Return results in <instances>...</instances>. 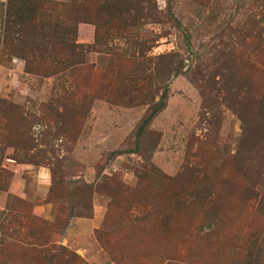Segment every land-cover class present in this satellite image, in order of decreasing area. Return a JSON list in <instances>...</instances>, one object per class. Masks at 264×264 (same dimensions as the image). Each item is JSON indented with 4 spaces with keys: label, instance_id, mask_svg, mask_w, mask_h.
Wrapping results in <instances>:
<instances>
[{
    "label": "rangeland",
    "instance_id": "obj_1",
    "mask_svg": "<svg viewBox=\"0 0 264 264\" xmlns=\"http://www.w3.org/2000/svg\"><path fill=\"white\" fill-rule=\"evenodd\" d=\"M42 1L45 6L50 2L54 5L55 8L46 6L48 13L69 19L71 0ZM83 1L86 6L83 10L90 14L101 2ZM125 4L127 8L135 4L136 14L151 12L156 13L155 17L139 19L137 26L125 31L126 36L103 37L102 45L86 54L82 69L42 77L27 74L24 61L5 45L6 0H0V120H6L0 121V141H5L0 142V149L5 148L8 136L30 146L28 154L51 172L52 199L59 204L60 199L66 201V190H73L76 183L97 184V172L102 173L101 178L114 179L137 191L134 172L141 171L147 175L138 187L147 192L145 196H152L151 201H155L157 197L153 194L162 193L163 205L171 207L178 192L189 183L195 184L201 175L186 176L180 181L183 186L170 185L171 188L155 179L160 174L176 177L189 165L198 168L196 171H206L216 184L215 190H223L220 184L223 177L236 179L232 168H245L244 185L253 184L258 195H264V146L254 141L251 134L242 142L241 121L228 107L240 109L247 125L260 117L264 122V1L131 0L129 3L127 0ZM83 16L87 17L80 15ZM184 33L189 36V47ZM93 37V25L78 24L77 43L92 45ZM9 38L12 46H22L27 41L14 32ZM242 40L244 48L239 45ZM137 44H145L147 61L130 57L139 52ZM113 56L121 60L113 63L112 72L118 68L117 77L111 71L106 72ZM160 56H168L163 65L173 64L157 74L149 63ZM248 60L253 68H249ZM134 61L146 69V77L143 80L138 77L132 89L128 75L135 67ZM175 66L181 68L179 75H174ZM165 82L169 83L166 108L140 137L139 153L108 159L111 152L134 149L135 131L149 100L142 104L143 97L149 93L157 98L156 89ZM113 85L114 95L110 97L108 87ZM122 86L129 92L136 89L133 96L138 97L133 98L131 105L122 91H117ZM230 88L234 91L228 94ZM3 109L9 110L4 113ZM8 151L10 157L6 155ZM239 152L242 153L237 162L234 157ZM13 155L14 150L6 148L0 158V188L6 186L11 175L3 169V159L8 157L16 163L21 160ZM94 200L103 206L102 215L105 214L109 199L95 194ZM11 202V198L6 201L9 206ZM228 204L223 225L215 234L202 231L200 218L185 209L175 211V224L170 222L175 231L169 234L163 232L169 221L159 213L160 209L147 207L134 216L103 217L98 226L105 246L100 247L102 259L92 261L90 249L87 264H246L247 236L255 230H264V220L254 207L239 202L236 196ZM14 208L19 210L17 206ZM63 209L59 213L60 223L68 217L66 207ZM260 253L259 264H264V239ZM32 261L24 262L32 264ZM0 264L8 263L0 261Z\"/></svg>",
    "mask_w": 264,
    "mask_h": 264
},
{
    "label": "trees",
    "instance_id": "obj_2",
    "mask_svg": "<svg viewBox=\"0 0 264 264\" xmlns=\"http://www.w3.org/2000/svg\"><path fill=\"white\" fill-rule=\"evenodd\" d=\"M125 1L127 0H101L97 6V10L90 14L88 10L87 13L85 11L86 9L83 10L86 7L84 6L83 0L80 2L78 0H71L72 7L69 13L70 17L66 20V18H63L60 14L55 17L54 14L46 11V6L55 8L51 2L47 3L45 6L46 2L42 0H6L4 21L5 45L9 47L11 53L24 61L25 72L27 74L52 77L63 71H70L73 73L85 66L86 54L93 50L95 46H101L102 40L104 39L103 37L118 39L116 37L124 36L126 34L125 31L137 26V21L139 19L142 21L143 19L147 20L155 17L156 13L151 12L144 14L143 11H140L136 14V10L133 8L135 4H132L131 8H127L125 7ZM128 2L131 3V0H128ZM36 6H39V9H36ZM104 7H107L106 10L103 9ZM80 11H82V13ZM81 14L87 15V17H80ZM171 18L176 27L182 30L181 24L172 16ZM79 23L93 25L94 43L92 45L86 46L77 43V26ZM13 32L27 39L24 45L20 46L16 44L12 46L9 37L12 36ZM184 37L186 45L189 47V36L187 33H184ZM244 40H247V36ZM243 43V40L239 41V45L242 48H244ZM137 46L140 48L139 52L130 57L134 60L141 58V61H147L144 57L145 44H137ZM167 57L168 56H160L155 59L154 62L150 61L149 64L151 65L152 63L155 73L160 74L163 72V69H169L173 64V62L171 64H162ZM156 60L159 62H156ZM114 62L118 63L121 62V60L116 56H113L112 60L111 57L106 72L111 71V75L117 77L118 68L117 71L112 72V68L115 67L113 64ZM246 62L249 68H253L249 60ZM133 64L135 67L128 75V84H130L129 86H131L132 89L137 85L138 77H142L140 80L146 77V69L137 61H134ZM173 72L174 75H179L181 73V68L175 66ZM151 86L153 85L151 84L150 87ZM160 86V88L158 87L156 89L158 92L157 98L151 96L149 93H146L143 97L142 104H144L148 98L149 100L146 102L147 109L135 131L134 149L130 151L111 152L108 159H112L114 156L139 153L140 137L146 132L154 119L165 110L167 105L169 83L165 82L164 84H160ZM239 89L240 88H237L235 92L238 93ZM108 90V96L111 97L114 95V85L109 86ZM117 91H122L123 97H125L126 101L129 99L128 104L130 105L133 102V98L136 99L138 97L133 96L136 89L129 92L127 87L122 86V89ZM231 91H234V89L230 88L227 93L229 94ZM228 107H232V112L239 117L241 121L242 142L245 143L246 137L251 134L255 137L254 141L264 146V122L261 120V117L257 122L247 125L242 114L239 112L240 109L230 105ZM7 110L3 109L1 112L5 113ZM0 121L6 123L4 118H1ZM209 124H214V122ZM0 142L3 143L5 141ZM6 148H12L14 150L13 157L21 159L19 162L20 164L42 166V163L39 164L34 160L33 156L31 157L28 154L32 149L30 146L19 144L18 141L13 140L10 136L6 138L5 148L0 149V158L3 157L2 155ZM241 153L242 152H239V155L237 154V157H234L235 161H239L238 158ZM197 169L198 168H192V166L189 165L185 166L176 177H167L160 174L159 177L155 179L158 182H162V184L165 183L166 186L168 185L169 187L170 185L175 186L176 184V187H179V185L181 187L183 185L180 181L186 176L193 175L194 173L201 175L200 180L198 178L195 184L189 183L184 187L185 189L178 192L177 201L171 207H165L163 205L164 200H161L162 193L160 196L153 194V196L157 197L155 201H151L153 199L152 196H145L147 192L142 190L141 187H138L142 178L144 179L147 175L146 172L141 171L134 172L137 178V191L127 188L124 183L115 181L114 179L105 176L101 178L102 173L97 172L95 179V183L97 182V184H88L85 182L76 183L73 190H66V201L60 199L61 202L59 204L58 201L52 199L54 183L53 180H51V172L49 173L47 170L50 179V188L47 193L46 203L52 205L53 221L49 222L36 218L32 215V205L29 202L14 196H9L8 198H11L12 202L10 206L8 203L6 204V211L1 214L2 219H0V261L7 262L8 264H29L24 262L25 260H33L32 264H38L42 261L47 264H87L71 249L59 243L71 219L75 217H92L93 197L95 194L105 195L106 198L109 199L107 211L104 216L106 219L119 216L125 217L127 214L134 216L135 212H138L140 209H147V207L155 211L160 209L159 213L169 221L168 224L165 225L163 231L168 234L175 231L170 225V222L175 224V219L177 217L175 211L183 209L191 212L192 216H198L200 218V229L202 231L206 230L212 234L217 233L223 225L226 212L229 211L227 206L230 205L228 204L230 198L234 199V196L237 197L239 202L250 204L251 208L254 207L255 213L264 220V195H258V189L254 188L255 186L253 184L244 185L243 173L245 168H232L234 171L231 170V173L235 175L236 179L227 176L220 179L223 190H215L216 184L210 181L207 172L203 169L196 171ZM216 171L219 172L218 169H216ZM8 183L4 188H0V191H7ZM166 194L167 191L165 195ZM181 194H183L182 199ZM119 197H125L126 199L121 200ZM157 204L158 206H156ZM63 205L68 211V217L60 223L59 213L60 211H64ZM14 206L19 207V210L15 209ZM133 222H135L134 219ZM99 231V229L94 231V239L99 247L104 248L103 236ZM262 239H264V230H255L248 234L247 257L244 260H247L246 264H259ZM252 256L253 259H251Z\"/></svg>",
    "mask_w": 264,
    "mask_h": 264
},
{
    "label": "crops",
    "instance_id": "obj_3",
    "mask_svg": "<svg viewBox=\"0 0 264 264\" xmlns=\"http://www.w3.org/2000/svg\"><path fill=\"white\" fill-rule=\"evenodd\" d=\"M11 152H7L10 157ZM7 157V158H8ZM16 172L11 174L7 191H0V215L6 211V201L9 196L17 197L32 205V215L36 218L52 222V205L46 203L47 193L50 188V179L47 170L43 166L20 164L14 167ZM4 169V168H3ZM34 185V187H31ZM99 208V210H98ZM103 206H98L93 201V214L91 218L75 217L71 219L59 244L71 249L87 263V253L91 249L92 261H101L102 250L94 239V231L105 216L102 215ZM105 213V212H104ZM87 242L89 249H87ZM96 243V244H95ZM101 251V252H100Z\"/></svg>",
    "mask_w": 264,
    "mask_h": 264
},
{
    "label": "built area",
    "instance_id": "obj_4",
    "mask_svg": "<svg viewBox=\"0 0 264 264\" xmlns=\"http://www.w3.org/2000/svg\"><path fill=\"white\" fill-rule=\"evenodd\" d=\"M16 165H17V163H16L14 160L10 159V158L5 157V158L3 159L2 167H3L4 169H7L9 172L15 173L16 170H15L14 167H15Z\"/></svg>",
    "mask_w": 264,
    "mask_h": 264
}]
</instances>
